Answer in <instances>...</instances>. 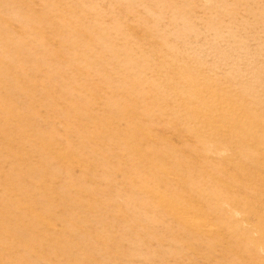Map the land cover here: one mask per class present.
<instances>
[{
  "label": "rangeland",
  "instance_id": "rangeland-1",
  "mask_svg": "<svg viewBox=\"0 0 264 264\" xmlns=\"http://www.w3.org/2000/svg\"><path fill=\"white\" fill-rule=\"evenodd\" d=\"M0 264H264V0H0Z\"/></svg>",
  "mask_w": 264,
  "mask_h": 264
}]
</instances>
